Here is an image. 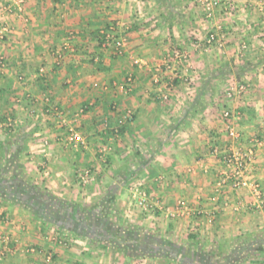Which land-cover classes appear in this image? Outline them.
<instances>
[{
    "label": "crops",
    "instance_id": "crops-1",
    "mask_svg": "<svg viewBox=\"0 0 264 264\" xmlns=\"http://www.w3.org/2000/svg\"><path fill=\"white\" fill-rule=\"evenodd\" d=\"M22 7L0 0V24L10 27L0 42V127L11 121L23 129L13 139H25L21 155L34 183L80 210L111 202L114 222L211 253L213 264H264V249L228 257L264 244V208L251 187L219 184L223 154L252 148L247 177L264 197V0H221L210 20L197 0H23ZM111 29L125 38L120 50L105 44ZM211 31L223 47L207 43ZM175 49L188 52L185 62L173 60ZM240 83L248 90L228 97ZM226 109L240 113L238 138L226 130ZM70 125L83 145L68 141ZM87 169L95 179L84 184ZM134 179L158 200L153 210L133 199ZM180 199L189 209L169 218ZM2 252L0 264H187L93 243L0 194Z\"/></svg>",
    "mask_w": 264,
    "mask_h": 264
},
{
    "label": "trees",
    "instance_id": "trees-1",
    "mask_svg": "<svg viewBox=\"0 0 264 264\" xmlns=\"http://www.w3.org/2000/svg\"><path fill=\"white\" fill-rule=\"evenodd\" d=\"M202 98L199 95L196 100ZM24 144L25 139L16 142L4 139L0 143V194L4 198L24 205L46 222L75 230L93 243H100L131 256H171L187 264H213L211 253L191 252L151 231L114 222L111 218V202L96 204L89 211L80 210L74 203L36 185L19 162ZM8 147L11 151H7ZM4 159L7 162L4 163ZM11 167L14 175L7 179L2 174ZM263 249L264 244L257 240L251 247L233 250L228 257L242 259L255 252L258 254Z\"/></svg>",
    "mask_w": 264,
    "mask_h": 264
},
{
    "label": "built area",
    "instance_id": "built-area-1",
    "mask_svg": "<svg viewBox=\"0 0 264 264\" xmlns=\"http://www.w3.org/2000/svg\"><path fill=\"white\" fill-rule=\"evenodd\" d=\"M198 4L202 7L205 12L207 18H212L215 14L216 9L220 5L221 0H197ZM23 0H18V7L19 9H23L22 7ZM114 28V27H112ZM114 30L111 29L110 32H106V40L105 44L107 45L109 42H113V45L116 49L120 50L124 47L125 38L123 37H116L114 35ZM10 32V27L7 24L0 25V42L4 41L7 37V34ZM115 36V37H114ZM206 41L208 43H217L219 47H223L225 43V39L220 33L217 31H211L208 33L206 37ZM188 52L175 49L173 52V60L176 62L184 61L188 58ZM62 61V54L58 55L57 63L60 64ZM137 62V61H136ZM43 70V69H42ZM133 81L132 76H128L126 79L125 84H130ZM248 90V85L246 83H240L234 87H231L227 90L226 94L228 97H233L234 95H243ZM162 99L167 100L169 95L167 93L162 94ZM52 109L59 111L58 108L53 107ZM32 113L36 112L34 108L31 110ZM240 113L237 111H233L230 109H226L223 111V118L226 122V130L228 134L233 138L240 137L239 131L236 129L233 120L235 118H239ZM126 118H131L132 113L129 111ZM7 125H12L11 121H8ZM119 129H117V132ZM67 138L69 142L75 143L76 145H83L85 141V137L82 132L75 127L74 125H70L67 128ZM45 141V140H44ZM48 143V141H45ZM106 148H102V151H105ZM217 150V149H216ZM216 152V151H215ZM223 162L225 163L227 170L224 172V176L219 180V184H224L227 181H230V184L233 189H240L244 187H251L255 197L260 200L262 207L264 208V198L263 191L260 188L259 184L256 182H252L247 177L249 171V165L254 160V150L251 148L246 151L244 154L240 153H224L222 156ZM95 179V174L90 169H87L81 173V181L84 184L91 183ZM131 190L134 192V197L137 198L138 206L144 208L146 211L153 210L155 203H158V200H155L153 195L146 191L139 183H135L131 185ZM189 209L188 202L184 199L178 201L176 206L173 209H168V214L173 217H178L186 213ZM60 243H67L66 240L59 239ZM4 258V253H0V260ZM52 256L49 255L47 260L50 261Z\"/></svg>",
    "mask_w": 264,
    "mask_h": 264
},
{
    "label": "rangeland",
    "instance_id": "rangeland-1",
    "mask_svg": "<svg viewBox=\"0 0 264 264\" xmlns=\"http://www.w3.org/2000/svg\"><path fill=\"white\" fill-rule=\"evenodd\" d=\"M202 8V7H201ZM204 11V10H203ZM204 15H205V12H204ZM205 17H206V15H205ZM214 17V16H213ZM212 17V18H213ZM206 19H211V18H207L206 17ZM1 25V24H0ZM208 43V42H207ZM112 45H113V43H111ZM208 44H210V45H213L214 44V46H217V47H219L218 45H217V43H208ZM114 46V45H113ZM221 48V47H220ZM184 62H185V60H184ZM223 114V113H222ZM19 124L17 123V124H15V123H13L12 125H7V124H3V126H1L0 127V143H1V140H3L4 139V137H7V139L8 140H10V141H12V142H15V140L13 139V137L16 135V133H22V130L20 131V129H19ZM16 131H18V132H16ZM1 137H3V139L1 138ZM26 159V158H25ZM24 159V156L23 155H21V158H20V163L23 165V166H25L24 165V163H23V160H25ZM4 161V163L5 162H7V160H3ZM9 162V161H8ZM12 166V165H11ZM24 171H25V167H24ZM4 177H6L7 179L9 178H12V176L14 175V170H13V168L11 167V168H9V170L8 171H5L3 174H2ZM135 183H139L140 184V181L138 180V179H134V181H132V184L131 185H133V184H135ZM141 185V184H140ZM126 191V189L124 190V192ZM131 195H132V197H133V199H137V198H135L134 197V192H132V190H131ZM181 200V199H180ZM112 208H114V206H112ZM141 209H142V211L144 212V211H146L144 208H142V207H140ZM140 209V210H141ZM167 212H168V209H167ZM135 213H137V212H135ZM167 216V215H166ZM168 217L169 218H175V217H173V216H171V215H169L168 214ZM127 226H129V224H127Z\"/></svg>",
    "mask_w": 264,
    "mask_h": 264
}]
</instances>
